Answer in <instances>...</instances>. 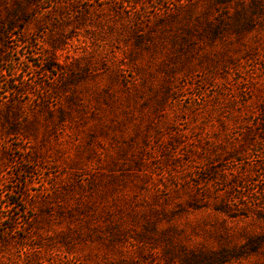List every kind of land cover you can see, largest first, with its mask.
Listing matches in <instances>:
<instances>
[{
    "label": "rangeland",
    "instance_id": "obj_1",
    "mask_svg": "<svg viewBox=\"0 0 264 264\" xmlns=\"http://www.w3.org/2000/svg\"><path fill=\"white\" fill-rule=\"evenodd\" d=\"M60 4L33 19L39 0H0V260L40 244L88 264H264L248 206L264 177L235 199L221 172L264 138V0Z\"/></svg>",
    "mask_w": 264,
    "mask_h": 264
},
{
    "label": "trees",
    "instance_id": "obj_2",
    "mask_svg": "<svg viewBox=\"0 0 264 264\" xmlns=\"http://www.w3.org/2000/svg\"><path fill=\"white\" fill-rule=\"evenodd\" d=\"M60 1H57V0H39V5L32 11L33 12L32 13L33 19H39L40 17H42L45 14L42 12L43 9L52 10L53 6H56V8L64 7L60 4ZM112 1H115V0H112ZM43 5H47V6L43 7ZM121 7H122V9H125L124 6H121ZM49 11H47L46 13H48ZM11 34H12V32H11V20L8 19L6 21H0V39H1V42L7 40ZM26 39L27 38H24L20 42L23 45H27L28 42H26ZM1 42H0V44H1V46H0V61L2 62L5 55L7 54V52H9V50H8V48L6 49L4 47V44H2ZM41 67H43V66H41ZM47 69H49V68H46V70H44V71H47ZM48 71H50V70H48ZM51 75L54 76L55 75L54 72H51ZM11 93L14 94L13 91H11ZM256 116H257L256 118L259 121L257 126L260 127L264 133V106H260L259 113ZM239 134L240 133L234 134L232 136L231 140L233 142H237L238 140H240ZM16 140L21 142V139H19V138H17ZM19 150H20V148L18 147L17 151H19ZM21 154H22V156H17V158L19 157V161H20V163L18 165H21L22 162H25V161L28 164H30L29 156L27 155V153H25L23 151ZM225 157H226V161H227L228 165H231V166H237L238 165L240 167L243 166L244 169H246V170H243V172H241V170H235V169L234 170L233 169H227V168L221 169V172H225V171L229 170L230 175H231V180H229V182L228 181L226 182V185L228 188L226 187L227 190H225V191H227V192L229 191L228 193H230V191L234 192L235 196L238 195L235 199H243V194H245V193L249 194V192H247V191H252L250 189H252L254 187L255 179L260 177L261 174L264 177V138H263V140L261 139V141H259V142H254V144H252V142L251 143L248 142V145H245V146L240 144V143H237L236 147L231 148V150L229 152H227ZM250 157H252L253 160H248ZM243 159H246L249 163L245 162ZM12 160H14V156L11 157V162H12ZM252 162H255L256 167H255L254 173L250 174L248 169L251 167L250 164H252ZM209 171H211V170H209ZM10 195H14V194L12 192H9V197H10ZM249 200L253 201V198L250 197ZM234 201L235 200L233 198V199L229 200L228 203L234 202ZM19 202H21L23 204L25 203V201L22 198L21 199L16 198V200L8 199L7 207L15 208L16 210L20 211V213H24L25 212L24 209L20 210V208L16 207L17 205H19ZM263 205H264V202H263V204L262 203L261 204H254L253 203V204H249L248 206L249 207L253 206V207H257L259 209L260 208L262 209V208H264ZM227 207H228V204H227ZM246 209H248V208L246 207ZM229 217H232V216H229ZM10 221H12V224L16 226L17 219L11 217ZM11 229H12V226H10L6 229V231H8V232L3 233V238L0 239V250H2L1 246L3 247L5 244V240H6L5 236L8 237L10 235L9 233H10ZM41 249H42V246L40 244H33L30 246L28 245L27 247H23V249H20V251L18 252L19 255H18V260H17L16 264H88L84 260H80L74 256L69 257L68 255H61L60 253H58L55 250L52 251V249H48L46 254L44 253V255H42V254H40ZM0 264H8V260L7 261L6 260H0Z\"/></svg>",
    "mask_w": 264,
    "mask_h": 264
}]
</instances>
